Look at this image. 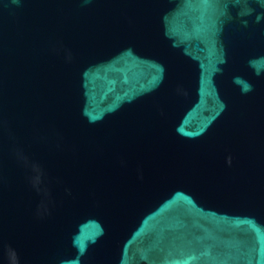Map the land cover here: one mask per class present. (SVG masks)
I'll use <instances>...</instances> for the list:
<instances>
[{
    "label": "water",
    "instance_id": "1",
    "mask_svg": "<svg viewBox=\"0 0 264 264\" xmlns=\"http://www.w3.org/2000/svg\"><path fill=\"white\" fill-rule=\"evenodd\" d=\"M0 264H264V0H0Z\"/></svg>",
    "mask_w": 264,
    "mask_h": 264
}]
</instances>
